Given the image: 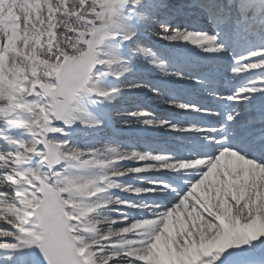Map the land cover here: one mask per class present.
I'll return each instance as SVG.
<instances>
[{"label":"snow or ice","instance_id":"obj_1","mask_svg":"<svg viewBox=\"0 0 264 264\" xmlns=\"http://www.w3.org/2000/svg\"><path fill=\"white\" fill-rule=\"evenodd\" d=\"M0 264H264V0H0Z\"/></svg>","mask_w":264,"mask_h":264}]
</instances>
